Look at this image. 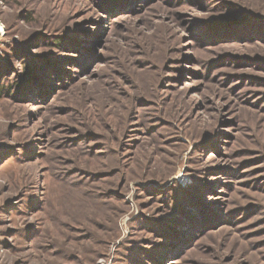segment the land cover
<instances>
[{
	"label": "rangeland",
	"instance_id": "rangeland-1",
	"mask_svg": "<svg viewBox=\"0 0 264 264\" xmlns=\"http://www.w3.org/2000/svg\"><path fill=\"white\" fill-rule=\"evenodd\" d=\"M0 264H264V0H0Z\"/></svg>",
	"mask_w": 264,
	"mask_h": 264
}]
</instances>
